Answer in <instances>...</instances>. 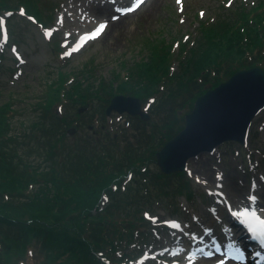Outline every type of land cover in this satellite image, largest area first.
Instances as JSON below:
<instances>
[{
    "label": "rangeland",
    "instance_id": "374dc122",
    "mask_svg": "<svg viewBox=\"0 0 264 264\" xmlns=\"http://www.w3.org/2000/svg\"><path fill=\"white\" fill-rule=\"evenodd\" d=\"M45 1L57 6L53 23L50 22L49 26H41L22 8L17 15L10 16L9 22L6 17L0 18V106L13 103L19 112L13 132H21L23 123L29 126L42 117L40 105H44L50 86L59 80L60 73L70 74L68 87L79 81L84 89L101 88L105 82L106 85L113 82L118 88L121 78L128 79L135 86L141 78L140 64L150 61L155 53L161 55L170 44L173 51V56L170 55L171 73L177 78L183 73L182 64L190 58L197 59L201 55L198 49L204 50L201 48L204 45L201 24L207 22L215 26L228 20L224 26L227 28L236 21L226 13L229 7L237 9L242 4L248 7L264 0H180L179 3L177 0H157L154 7L149 6L150 0H145L139 7H136V0ZM129 8H135V11H128ZM100 24H106V28L97 35ZM182 40L187 42V47L185 52L179 53L178 41ZM167 84L170 88L177 86L174 82L168 81ZM163 90L161 94H164ZM121 95L134 96L132 93ZM155 96L146 104L142 103L143 110L150 114L147 122L153 121L157 125L148 131L150 142L144 146L142 158L152 159L151 153L144 156L145 152L152 143L153 133L158 138L160 129H163L162 125L158 126L159 116L153 111L161 96ZM64 99L65 106L58 103L54 111L73 121L66 129L65 143L70 146H78L76 142L83 147L88 145L89 140H84V135L100 140L108 133L110 140L119 138L122 142L121 130H126L130 137L136 130L135 120H132L131 127L128 114L116 111L107 116L106 127H100L98 119L103 110L100 98L88 100L85 105L77 99ZM185 124L186 119L179 126L185 129ZM251 124L243 145L236 141L224 142L210 154L204 152L189 161L187 179L196 193L190 201L185 195L176 196L175 186L168 188V196L151 188L154 187L151 176L160 169L157 154L163 147H159L156 157L148 162L145 175L134 173L118 181L122 185L118 192L125 196L124 204H119L123 207L119 213L124 216L123 213L139 207L144 209L143 216L152 222L145 227L149 232L148 245H138L137 241L127 247L136 257L130 264H201L211 259L214 264L249 263L251 251L244 252L247 260L230 256H239L235 247L241 245L243 231H239L240 224H235L233 215L244 222L237 212L239 200L248 204L251 202L249 196H255L258 191L261 203L253 207L255 212L264 216V108ZM32 160L39 161L37 158ZM144 178L148 180L143 181ZM173 203L177 204L178 212L172 214L173 208L170 207L175 206ZM214 231V241L204 240L203 245L195 243V239H202L205 232L209 233L206 238L211 239ZM7 239H1L2 256ZM245 241L247 239L243 238V243ZM199 250L203 251L201 255ZM40 254L32 249L28 254L16 251L7 255L18 264H38ZM141 255L143 258L138 259Z\"/></svg>",
    "mask_w": 264,
    "mask_h": 264
},
{
    "label": "trees",
    "instance_id": "16d2710c",
    "mask_svg": "<svg viewBox=\"0 0 264 264\" xmlns=\"http://www.w3.org/2000/svg\"><path fill=\"white\" fill-rule=\"evenodd\" d=\"M20 8L27 16L35 17L41 26H49L57 6L45 0H0V18L6 17L9 22L10 16L17 15ZM226 13L236 20L227 28L224 26L228 20L215 26L207 22L200 25L204 50L198 49L201 55L197 59L190 58L182 64L183 73L177 78L171 73L173 51L169 44L161 55L155 53L150 61L140 64L141 78L135 86L121 78L118 88L113 82L108 85L105 82L101 88L84 89L79 81L68 87L70 74L60 73L59 80L50 86L44 105H40L42 117L29 126L23 123L21 132H13L14 120L19 115L14 104L0 106L1 247V239L8 237L0 264H18L7 254L16 251L28 254L32 249L37 255L41 253L38 264H108L107 260L109 264H130L136 259L127 247L137 241L138 245H148L149 232L145 227L152 222L139 207L123 213L125 217L119 213L123 208L119 204H124L125 196L118 192L122 186L118 181L134 173L145 175L148 162L156 157L158 148L184 129L179 124L208 90L227 82L241 70L264 69V1L248 7L242 4L237 9L229 7ZM178 43L179 53L185 52L187 42ZM166 81L177 86L170 88ZM131 93L144 104L155 95L161 96L153 111L161 121L158 126L162 125L163 129L158 138L153 131L152 143L144 155L151 153L152 159L142 158V150L150 142L149 129L157 125L139 117H129L131 127L135 120L137 131L130 137L126 130H121L122 142L119 138L110 140L107 132L100 140L84 135V140H89L84 147L78 142V146L65 143L66 129L73 121L54 111L58 103H64L65 97L84 105L88 100L100 98L103 110L98 125L104 129L105 107L116 94ZM34 158L39 161H30ZM187 175L186 171L166 175L158 169L151 176L154 183L151 188L168 196V188L175 186L176 196L185 195L190 201L196 193ZM173 205L172 214L178 212L177 204Z\"/></svg>",
    "mask_w": 264,
    "mask_h": 264
},
{
    "label": "water",
    "instance_id": "95a60500",
    "mask_svg": "<svg viewBox=\"0 0 264 264\" xmlns=\"http://www.w3.org/2000/svg\"><path fill=\"white\" fill-rule=\"evenodd\" d=\"M194 105L192 112L186 114L185 129L157 154L158 165L165 174L185 171L191 159L214 151L224 142H246L251 123L264 108V69L241 70L208 90ZM113 111L139 116L144 121L150 117L143 110L141 99L135 96H116L109 104L107 116Z\"/></svg>",
    "mask_w": 264,
    "mask_h": 264
},
{
    "label": "snow or ice",
    "instance_id": "6c2138e0",
    "mask_svg": "<svg viewBox=\"0 0 264 264\" xmlns=\"http://www.w3.org/2000/svg\"><path fill=\"white\" fill-rule=\"evenodd\" d=\"M144 2L145 0H136V7H139ZM177 2L179 3L180 0H177ZM128 11H135V8H129ZM201 15H203V13ZM105 28H106V24H100L98 26V31L96 34L98 35L99 33L103 32ZM92 38H95V36H93ZM13 51H15V49H13ZM250 200L254 201L255 197H250ZM249 215L255 220V223H253L252 221L246 220L245 222L247 224V227H249L252 230V232L256 234V236H258L259 239H261V241H264V228L260 227V226H264V219H260L256 215L255 211L245 212V217H248ZM209 255H211V253H209ZM233 259H235V257H233Z\"/></svg>",
    "mask_w": 264,
    "mask_h": 264
},
{
    "label": "bare ground",
    "instance_id": "6f19581e",
    "mask_svg": "<svg viewBox=\"0 0 264 264\" xmlns=\"http://www.w3.org/2000/svg\"><path fill=\"white\" fill-rule=\"evenodd\" d=\"M156 1L157 0H150L149 1V6L150 7H154V4L156 3ZM116 96H114V98H115ZM113 98V99H114ZM112 99V100H113ZM111 100V101H112ZM111 101H110V103H111ZM109 103V104H110ZM107 111V110H106ZM131 118L133 117V116H130ZM239 199H237V201H238ZM239 202H240V204L237 206V212L241 215V217L244 219V222L246 221V220H248V221H252L253 220V218L249 215L248 217H245V212H251V211H254L253 210V205L251 204L250 205V203H246V202H243V200L241 201V200H239ZM235 216V215H234ZM246 223V222H245ZM243 249V248H242ZM201 264H214V259H211V260H204L203 262H201Z\"/></svg>",
    "mask_w": 264,
    "mask_h": 264
}]
</instances>
